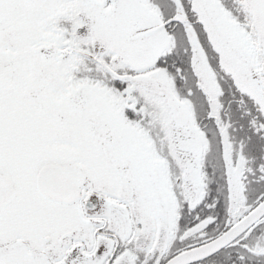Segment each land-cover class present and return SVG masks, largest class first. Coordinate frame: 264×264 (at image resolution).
<instances>
[{
  "label": "snow or ice",
  "instance_id": "obj_1",
  "mask_svg": "<svg viewBox=\"0 0 264 264\" xmlns=\"http://www.w3.org/2000/svg\"><path fill=\"white\" fill-rule=\"evenodd\" d=\"M0 264H264V0H0Z\"/></svg>",
  "mask_w": 264,
  "mask_h": 264
}]
</instances>
